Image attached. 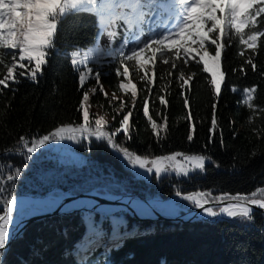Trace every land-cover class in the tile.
<instances>
[{"label": "trees", "instance_id": "1", "mask_svg": "<svg viewBox=\"0 0 264 264\" xmlns=\"http://www.w3.org/2000/svg\"><path fill=\"white\" fill-rule=\"evenodd\" d=\"M97 31L94 15L82 12L68 16L58 26L56 51L43 66V74L38 75L37 81L27 76L18 77V83L9 81L8 88L0 93V215L5 211L6 201L18 194L56 198L86 191L138 193L145 198L153 197L154 201L163 199L165 204L156 202L154 208L165 215L184 213L194 207L182 196L177 197V190L182 194L210 192L213 197L223 193L250 195L257 192L258 198L264 197V193L258 191L264 189V111L261 110L264 109V75H261L264 37L258 41L255 53L240 44L238 38L226 48L222 54V70L226 76L219 100L208 83L211 74L203 72L202 65L192 63L184 69L186 76L196 73L189 92L187 88H180L175 70L170 77L168 66L157 61L149 114L158 123L167 115L168 124L159 140L143 113V98L147 94V86L140 79L143 73L137 75L132 70L137 87L131 117L134 130L130 131V140H126L122 132L117 133L116 142L149 159L177 152L209 156L211 160L206 161L203 172L196 170L187 177L178 175L173 169L181 165L187 168L188 163L177 157L173 167L161 176L157 177L155 171L147 174L132 167L106 140L95 136L79 138L78 147L85 156L83 162L62 160L55 146H51L52 142L38 148L36 153H27L18 143L20 137L31 141L62 124L83 123L78 109L84 90L94 81L88 80L85 88H80L69 54L75 48L85 49L91 45ZM241 51L244 56L239 55ZM249 57L257 65L256 72L246 64ZM89 66L102 72L101 83L105 87L118 91V83L123 78L115 74L119 66L116 58L101 56ZM241 67L246 75L240 71ZM4 74L6 69L0 66V78ZM252 86L257 87L251 101L255 112L244 103L242 91ZM233 87L237 91L233 92ZM158 95L168 100L166 108L159 104ZM185 96L188 97L187 108ZM117 97L126 104L123 111L110 105L109 97H103L99 90L90 99L115 116L107 120L105 130L109 132L120 127L122 116L131 106L128 94ZM213 103L217 105L223 144L219 131L210 141ZM189 109L191 122L196 124L192 141L187 139ZM92 113L90 111V121ZM166 161H161V166L165 167ZM16 169L21 170L18 177H15ZM9 175L15 178L8 180ZM36 204L31 203L38 206ZM48 206L45 208H52ZM213 208L217 210L218 206ZM29 210L25 206L20 216ZM253 215L252 222H241L238 218L183 222L151 219L144 213L134 216L123 208L57 214L32 223L22 237L3 252L0 260L3 264H264V214L255 211Z\"/></svg>", "mask_w": 264, "mask_h": 264}, {"label": "snow or ice", "instance_id": "2", "mask_svg": "<svg viewBox=\"0 0 264 264\" xmlns=\"http://www.w3.org/2000/svg\"><path fill=\"white\" fill-rule=\"evenodd\" d=\"M82 12L96 17L98 29L97 38L91 45L85 49L75 48L69 54L70 62L78 73L80 88L84 89L88 80L94 81V84L84 90L78 109L82 113L83 123L76 126L62 124L31 141L22 136L18 143L27 153L32 154L50 142L65 139L79 142L81 137L95 136L97 139L106 140L132 167H138L147 173L155 171L157 177L168 171L160 162L175 161L176 157H182L188 163L187 168L181 165L180 168L173 169L178 175L187 177L190 172L196 170L203 172L206 161L211 160L209 156L177 152L168 157L149 159L116 142L117 133L122 132L125 139L130 140V131L134 130L131 117L132 109L136 106L137 87L132 81V70L134 69L137 75L143 73L140 79L147 86V94L143 98V113L153 134L159 140L162 131H167L168 124L167 115L158 123L149 114V98L152 96V86L156 80L157 61L168 66L170 77L172 70H175L178 73L180 88H187L189 92L190 82L196 73L191 72L186 76L184 69L192 63L202 65V71L211 74L208 83L219 100L226 76V72L222 70V54L236 38L246 49L256 52L258 41L264 37V0H0V66L6 69V74L0 78V86H3L0 93L8 88L9 81L18 83V77L27 76L36 82L38 75L43 74V66L47 65L51 54L56 51L58 26L68 16ZM245 29L248 31L245 32ZM102 36L108 38L103 46L100 44ZM244 54L243 51L239 53L241 56ZM101 56L117 59L119 66L115 68V74L123 78L118 87L125 94L131 95V106L122 116L120 127L111 132L105 130L108 121L104 115L92 113L90 121L91 96L96 95L99 90L103 97H109L108 91L101 83L102 72L94 71L93 66H89ZM246 64L250 65L253 72L257 71V65L251 57L246 60ZM18 68L21 71H18ZM240 71L246 75L243 67ZM261 75H264V72ZM232 91L237 89L233 87ZM242 91L245 94L244 103L255 112L251 101L257 87L244 88ZM118 99L121 98L113 92L108 103L111 105L113 100ZM158 100L160 105L167 107L168 100L164 95H158ZM184 104L187 108V96L184 97ZM125 107V102L121 100L119 111H123ZM187 119L190 122L187 139L192 141L196 124L191 122L190 109ZM218 131L223 144V134L217 122V105L213 103L210 141ZM27 158L31 159V156ZM20 172V169H16L15 177H18ZM15 177L9 175L7 179L13 180ZM258 191L264 193V189ZM175 195L182 196L184 200L196 208L203 209L211 217L227 215L230 218H238L241 222L254 220V206L264 209V197L258 198L257 192L250 195L223 193L213 197L210 192L182 194L177 190ZM225 200L228 201L226 204ZM211 203H216L218 209L205 207ZM16 206L17 197L13 195L6 201L4 214L0 215V256L11 239L10 226L14 222L13 212Z\"/></svg>", "mask_w": 264, "mask_h": 264}, {"label": "water", "instance_id": "3", "mask_svg": "<svg viewBox=\"0 0 264 264\" xmlns=\"http://www.w3.org/2000/svg\"><path fill=\"white\" fill-rule=\"evenodd\" d=\"M16 197H27L33 201H37L43 205L52 206V208H39L27 204L30 210L24 216L16 215L18 223L13 226L10 230L11 239L8 242L3 252L8 251L12 244L22 237L26 232L27 228L34 222L39 221L45 217H50L57 214H70L72 212L81 211H96L98 209H104L110 211L113 209H126L130 211L134 216H139V209H137L132 203L134 201L140 202L146 206V210L151 215L152 219H168L171 221H183V222H194V221H219L221 219H231L227 215H218L217 217H211L207 215L203 209L193 207L191 210L176 215H165L157 211L153 206V197L145 198L138 193L134 194H112L102 193L98 191H86L78 194H67L62 197L48 198L47 196H33L30 194H18ZM91 200L90 204H82L75 206L74 203L80 200ZM163 200V199H159ZM228 201L225 200V204ZM216 203L206 204L205 207H217ZM224 206V205H219ZM34 210V211H33ZM37 210V211H35ZM260 211L264 214V209L253 207V212ZM4 214V213H3ZM2 214V215H3ZM1 257V256H0ZM0 264H3V260H0Z\"/></svg>", "mask_w": 264, "mask_h": 264}, {"label": "rangeland", "instance_id": "4", "mask_svg": "<svg viewBox=\"0 0 264 264\" xmlns=\"http://www.w3.org/2000/svg\"><path fill=\"white\" fill-rule=\"evenodd\" d=\"M101 38H103L101 43L106 44L108 38L106 36H102ZM132 81L134 83L133 78H132ZM118 85H119V83H118ZM105 90L108 91L109 99H111V94L113 92L110 91L108 89V87H105ZM115 94H116V96H118L119 94H125V93L122 90H120L119 87H118V91L115 92ZM128 96H129L128 102L131 103V95H130V93L128 94ZM90 102H91V100H90ZM120 103H121L120 100L119 101L118 100H113L112 101V104L116 105V107H117L115 109H118L120 107ZM91 104H92V107L90 109L91 112L99 113L100 115H104L106 120H108V121H111L113 119V117L111 116V114L109 113L108 110L104 109L103 107H99L98 104H94L93 102H91ZM78 144H79V142H77V141L65 139V140L59 141V142H52L51 146H53V145L55 146L54 150L56 152H58V156L62 160L83 162L85 160L84 152L79 149ZM177 160H178L177 157H176L175 161L167 160L166 163H165V167H167L168 169H171L173 167L174 162H176ZM180 164H178L177 166H180ZM143 172L147 173L145 170H143ZM162 174H164V172H162L161 175ZM160 202H164V201H160ZM36 205H38L39 208H45L46 206H48V205H43V204H40V203H37ZM48 207H52V206H48ZM23 208H25V206L22 207V208H19V209L15 210L13 212L14 222L10 226V229L18 223L19 219L15 218V216L16 215L20 216L21 215L20 212H22ZM14 213H18V214L14 215Z\"/></svg>", "mask_w": 264, "mask_h": 264}, {"label": "bare ground", "instance_id": "5", "mask_svg": "<svg viewBox=\"0 0 264 264\" xmlns=\"http://www.w3.org/2000/svg\"><path fill=\"white\" fill-rule=\"evenodd\" d=\"M33 202L38 203L37 201H33V200H31V199H29L27 197H24V196L17 197V206H16V209L15 210H17L19 208H22V207L26 206L27 204H30L31 205V203H33ZM154 202H156V201H154ZM86 203L87 204H90V203H92V201L91 200H86V199L85 200H80L78 202H75L74 205L77 206V205H82V204H86ZM132 204L137 209H139V212H143L145 214H149L148 211L146 210L147 208H146V206L144 204H142L140 202H137V201H134ZM154 204L155 203H153V206H154ZM35 211H37V210H35Z\"/></svg>", "mask_w": 264, "mask_h": 264}, {"label": "flooded vegetation", "instance_id": "6", "mask_svg": "<svg viewBox=\"0 0 264 264\" xmlns=\"http://www.w3.org/2000/svg\"><path fill=\"white\" fill-rule=\"evenodd\" d=\"M142 170V169H141ZM143 171V170H142Z\"/></svg>", "mask_w": 264, "mask_h": 264}]
</instances>
